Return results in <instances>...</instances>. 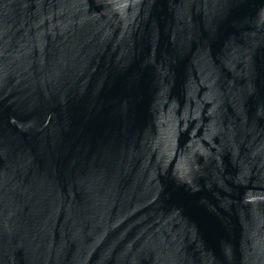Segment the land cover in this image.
Wrapping results in <instances>:
<instances>
[{
    "label": "water",
    "instance_id": "water-1",
    "mask_svg": "<svg viewBox=\"0 0 264 264\" xmlns=\"http://www.w3.org/2000/svg\"><path fill=\"white\" fill-rule=\"evenodd\" d=\"M0 264H264V0H0Z\"/></svg>",
    "mask_w": 264,
    "mask_h": 264
}]
</instances>
